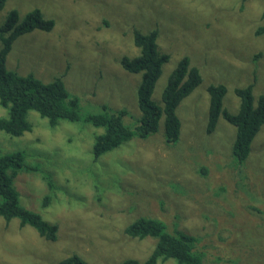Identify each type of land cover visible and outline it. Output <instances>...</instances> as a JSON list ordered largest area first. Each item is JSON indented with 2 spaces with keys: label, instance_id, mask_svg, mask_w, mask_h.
<instances>
[{
  "label": "rangeland",
  "instance_id": "obj_1",
  "mask_svg": "<svg viewBox=\"0 0 264 264\" xmlns=\"http://www.w3.org/2000/svg\"><path fill=\"white\" fill-rule=\"evenodd\" d=\"M13 7L21 16L39 7L56 24L18 37L8 67L46 82L64 75L82 117L52 127L30 110L32 130L21 136L0 130L1 152L22 150L28 166H39L16 177L21 203L59 225L58 238L50 241L19 219L7 223L0 216V264H57L74 253L89 264L145 260L155 240L124 231L139 214L196 236L203 264H264V125L242 162L233 152V124L220 116L215 130H207L210 84L226 85L223 106L232 113L240 107L236 88L252 84L255 98L264 94V35L256 33L264 24V0H8L0 21ZM153 28L170 55L153 99L163 105L169 75L185 55L202 75L177 107L179 139L166 141L163 116L157 132L134 136L95 159L94 138L105 129L84 117L106 104L126 108V122L138 123L132 112L141 114V74L126 71L120 58L139 52L135 29ZM7 115L0 104V117ZM47 194L52 199L45 205Z\"/></svg>",
  "mask_w": 264,
  "mask_h": 264
},
{
  "label": "trees",
  "instance_id": "obj_2",
  "mask_svg": "<svg viewBox=\"0 0 264 264\" xmlns=\"http://www.w3.org/2000/svg\"><path fill=\"white\" fill-rule=\"evenodd\" d=\"M7 1L0 0V12ZM55 24L56 20L46 17L39 7L30 9L24 16L20 15L18 8L13 7L5 19L0 21V104L8 109V115L0 117V130L12 136H21L32 130L33 126L28 120L30 110H36L42 117L48 118L52 127L61 120L76 121L82 117L80 99L68 90L64 75L46 82L33 73L21 74L7 65L8 55L18 37L35 29L50 31ZM256 33L264 35V24L258 26ZM158 35V28L148 31L135 29L133 42L139 52L134 56L123 55L120 58V64L126 71L141 74L137 89L141 114L139 116L132 112L138 118V123L130 126L126 122V116L130 112L126 108L112 109L106 104L102 111L89 112L84 117L86 121L105 129L104 133L97 134L94 138L92 152L95 159L134 136L146 138L157 132L163 116L166 141L172 143L179 139L182 125L177 107L202 82V75L198 67L191 65L190 57L185 55L169 75L162 94L163 105L153 99L163 65L170 59V55L160 49ZM207 90L210 95L207 130L210 133L215 130L220 116L233 124L237 129L233 152L240 162L244 161L249 156L255 135L264 125V94L261 93L255 98L252 84L236 88L240 107L237 113H232L223 106L226 85L210 84ZM25 161L26 153L22 150L0 151V216L7 223L17 218L21 227L30 225L43 238L55 241L58 238L59 225L44 219L39 212L21 203L16 177L21 172L39 169L38 165L31 167ZM206 171V168L201 170L203 173ZM55 185L50 180V188ZM51 199L52 196L47 194L44 204L48 205ZM134 217L137 218L125 227V233L140 240H155L154 248L145 260L127 258L123 264H157L159 260L168 259H173L176 264H203L205 252L196 236L157 217L142 214ZM57 264L89 263L74 253Z\"/></svg>",
  "mask_w": 264,
  "mask_h": 264
}]
</instances>
